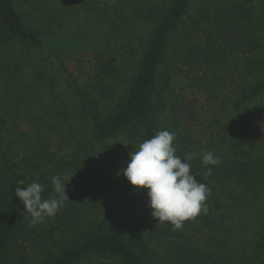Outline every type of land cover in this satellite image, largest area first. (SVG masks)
<instances>
[{
	"label": "trees",
	"instance_id": "trees-1",
	"mask_svg": "<svg viewBox=\"0 0 264 264\" xmlns=\"http://www.w3.org/2000/svg\"><path fill=\"white\" fill-rule=\"evenodd\" d=\"M116 1L120 2L119 7L112 5L109 14L105 8L98 12L106 16L110 30L119 29L121 36L116 39L128 50L135 47L137 59L123 78L117 59L99 58L98 69L90 79L92 88L74 83L75 103L85 115L77 114L80 124L70 130L73 144L83 147L81 137H85L88 146L99 147L111 159H117L124 147L136 151L143 141L163 130L159 118L169 77L163 85L159 84L160 69L172 34L185 23L186 16L194 13L195 24L206 19L214 20L216 25L220 24L221 15L226 14L223 18L226 46L232 52L233 43L242 48L247 54L245 65L250 70L237 83L241 85V97L245 101L264 100V0H132L142 3V6L134 4L133 16L125 10L128 0ZM15 3L16 0H0V264H177L185 260L193 264H264V213L257 217L258 227L248 256L235 262L226 256L229 239L211 237V250L206 253L172 240L173 235L181 236L179 229L170 232L173 225L159 223L148 207L147 189L134 188L125 177L117 184V190L109 183L102 194L83 179L73 178L65 189L69 200H65L58 213L43 223L31 224L30 215L15 195L17 182L23 180L19 187L24 188L31 183L27 179L30 172L52 166L55 172L59 168V164L53 163L58 151L48 148V140L37 125L47 120L49 126L60 129L62 122L58 117L66 120L70 109L57 106L56 120H48L32 110L47 78L46 44L56 31L48 16L34 25L27 23ZM213 3L223 6L218 8L217 17L215 7L212 13L208 10ZM233 12L240 14L238 21L230 17ZM36 50L38 57L44 55V59L35 65L26 63L29 53ZM262 112L264 122V105ZM174 133L175 155L183 160L187 154L195 153L189 162L191 173L211 189L205 201L208 211L184 221L182 229L193 225L190 222L195 220L215 225L226 218V202L212 195L214 181L224 186L227 180L241 192L253 185L264 191V133L259 134L249 119L239 128V136L246 140L263 137L261 155L255 159L244 147L230 155H220L222 158L216 165L204 166L192 141ZM82 159L87 161L85 156ZM207 167L212 172L205 176ZM91 184L95 188L96 183ZM54 194L49 181L42 198ZM140 206L142 213L137 212ZM32 251L37 254L30 256ZM27 254L31 260L24 259Z\"/></svg>",
	"mask_w": 264,
	"mask_h": 264
},
{
	"label": "rangeland",
	"instance_id": "rangeland-1",
	"mask_svg": "<svg viewBox=\"0 0 264 264\" xmlns=\"http://www.w3.org/2000/svg\"><path fill=\"white\" fill-rule=\"evenodd\" d=\"M88 2L94 3L86 7ZM140 2L128 0L125 7L127 13L133 16L134 4L142 6ZM119 3L116 0H16L15 6L27 23L34 25L37 20L48 16L54 22L56 31L54 38L46 44L49 60V67L45 70L47 78L41 97L32 110L48 120H56L54 110L57 106L70 109L66 120L58 117L62 122L60 129L49 126L47 120L37 125L48 140V148L58 151L57 158L53 160L54 165L59 164L55 172H52V166L48 170L27 175L31 183L38 182L45 190L51 177L57 174L67 176L69 182L77 177L83 179L100 194L104 192L106 184H113L114 190H117V184L124 180L123 174L117 173L127 166L131 150L124 147L117 159H111L101 148L88 146L85 137H81L85 144L83 147L73 144L70 135L73 133L70 130L80 124L77 114L85 115L79 109L80 105L75 103L77 88L74 83L92 88L90 79L98 69L99 58L117 59L118 67L123 70V78L137 59L135 47L128 50L121 40L116 39L121 32L118 28L110 30L106 16L102 15V11L98 12L105 8L109 14L112 5L119 7ZM214 7L217 17L218 8H223L222 3H213L208 7L209 13L213 12ZM224 15L226 17L223 13L218 25L214 20L210 22L206 19L195 24L196 13L188 15L180 29L172 34L158 79V83L163 85L165 78L169 77L163 94L164 108L159 127L189 138L200 157L202 150H206L221 159L220 155H230L245 147L255 159L261 155L263 137L246 140L239 136V128L245 119H249L259 134L264 133V100L245 101L241 97V85L237 83L243 73L250 71L245 65L247 54L236 43H233V52L230 51L232 48L226 46ZM239 16L235 12L230 14L236 21ZM130 22L132 25L133 19ZM38 52H30L25 62L35 65L38 60H43L44 55L38 57ZM83 102L89 107L87 101ZM33 129L36 130V127ZM84 156L87 161L82 159ZM92 182L96 183L95 188ZM256 189L261 188L247 186L241 192L227 180L224 186L214 181L212 195L226 202V218L215 225L195 220L186 229H179L181 236L173 235L170 238L200 248L205 253L211 250V237L229 239L231 242L226 244V256L232 257L235 262L241 261L248 256L258 227L257 217L264 213V191L256 192ZM137 212H143L142 206ZM174 229V226L169 228L170 232ZM36 254L35 251L30 252V256ZM26 258L32 259L28 258V254ZM204 260L208 263V259ZM217 261L219 263L220 258ZM177 264L193 262L185 260Z\"/></svg>",
	"mask_w": 264,
	"mask_h": 264
},
{
	"label": "clouds",
	"instance_id": "clouds-1",
	"mask_svg": "<svg viewBox=\"0 0 264 264\" xmlns=\"http://www.w3.org/2000/svg\"><path fill=\"white\" fill-rule=\"evenodd\" d=\"M176 134L168 130L158 131L152 138L143 141L136 151L129 154L127 166L117 173L123 174L130 185L136 189H147L148 207L151 215L159 223L168 222L175 229L183 227V222L195 218L201 211H208L205 201L211 194V189L204 183H199L191 173V163L195 153H189L185 159L175 155L173 141ZM219 156L213 152L202 150L201 162L204 166L216 165ZM212 169L206 168L205 176ZM69 178L63 174L51 177L54 195L48 199L42 198L44 186L33 182L24 188V181H18L15 195L31 217V224L43 223L46 218L54 217L65 200L66 185Z\"/></svg>",
	"mask_w": 264,
	"mask_h": 264
}]
</instances>
